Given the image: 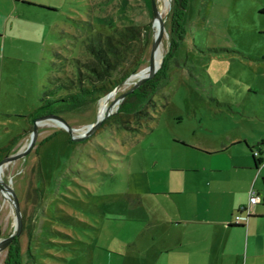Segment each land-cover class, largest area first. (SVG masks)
<instances>
[{
    "label": "rangeland",
    "instance_id": "rangeland-1",
    "mask_svg": "<svg viewBox=\"0 0 264 264\" xmlns=\"http://www.w3.org/2000/svg\"><path fill=\"white\" fill-rule=\"evenodd\" d=\"M171 5L161 14V66L171 43ZM263 8L264 0H187L182 38L166 60L168 79L153 97V121L128 130L99 127L75 144L58 124L39 126L33 149L9 163L2 178L15 192L23 229L32 224L30 237L23 229L17 237L21 264L27 249L28 264H162L161 253L180 234L167 215L174 197L160 194L174 186L168 177L241 189L246 176L230 167L244 166L245 152L226 141L244 138L254 146L264 138ZM0 22V147L23 134L9 155L28 144L33 125L25 117L52 88L48 78L74 80L75 62H87L88 36L138 27L145 42L137 72L151 62V0H0ZM137 81L119 85L105 114ZM98 102L60 116L75 136L95 121ZM14 223L0 193V238Z\"/></svg>",
    "mask_w": 264,
    "mask_h": 264
},
{
    "label": "trees",
    "instance_id": "trees-1",
    "mask_svg": "<svg viewBox=\"0 0 264 264\" xmlns=\"http://www.w3.org/2000/svg\"><path fill=\"white\" fill-rule=\"evenodd\" d=\"M187 0H172L170 9L171 19V43L164 57L161 68L143 84L131 88L119 105L117 111L107 117L100 128L118 126L120 129H131L132 124H147L155 118L154 95L165 85L167 78L166 60L176 47L177 39L182 38L180 21L185 11ZM259 14L264 15V8ZM138 27L130 26L122 30H116L113 34H92L87 37L84 51L88 60L81 65L75 62V79L61 81L59 78H48L52 87L43 92L40 105L31 111L25 118L32 124L34 120L46 115H66L86 111L96 104L101 98L114 91L124 83L126 78L138 71L144 54L145 37ZM141 43L143 45L141 46ZM139 44L138 47L136 45ZM264 61V56L262 57ZM55 65H52L54 70ZM61 81V82H60ZM99 128V129H100ZM58 133L46 137L36 146V154L39 148L48 143ZM23 134L11 138L7 144L0 148V161L9 155L15 144ZM69 143H73L69 139ZM252 150V149H251ZM259 164V161H256ZM38 179H41L39 162L37 164ZM43 192V191H42ZM32 224L24 225V229L31 236ZM25 256L27 264L33 257L29 249ZM21 253L18 238L6 249L4 264H21Z\"/></svg>",
    "mask_w": 264,
    "mask_h": 264
},
{
    "label": "crops",
    "instance_id": "crops-1",
    "mask_svg": "<svg viewBox=\"0 0 264 264\" xmlns=\"http://www.w3.org/2000/svg\"><path fill=\"white\" fill-rule=\"evenodd\" d=\"M226 143L241 146L245 152L247 163L230 167L231 172L246 176L244 185L235 190L219 183L205 185L195 181L188 185L186 178L179 181L168 177L171 181L174 179V186L167 184L160 194L174 197L166 207H173L174 213L167 215L170 227H175L180 234L161 253L162 264H264V138L254 146L244 138L230 139ZM255 148L261 150L257 158L252 154ZM214 154L218 152L207 151L206 156ZM236 156L239 157L233 155V158ZM216 173L218 171L211 174ZM206 178L216 180L212 176ZM250 189L260 195L262 202L252 208L247 222L235 225L233 217L245 206Z\"/></svg>",
    "mask_w": 264,
    "mask_h": 264
},
{
    "label": "water",
    "instance_id": "water-1",
    "mask_svg": "<svg viewBox=\"0 0 264 264\" xmlns=\"http://www.w3.org/2000/svg\"><path fill=\"white\" fill-rule=\"evenodd\" d=\"M151 3H152L153 18H154L153 31H152L151 62H150L149 67L146 68V70L135 72L131 74L130 76H128V78H126L124 82L129 81L132 77L138 76L139 79L134 87H137L143 84L145 81H147L152 75L157 73V71L160 69V66H161L155 63V44H156L155 42L164 32V21L160 18V14L158 11V7L155 3V0H151ZM155 21H157V27H155L156 26ZM144 71H147V72L143 74ZM118 87L111 93L104 96L103 98H107L110 95L114 94L116 90L118 89ZM126 95H127V92L123 93L110 106L109 110L107 111L105 115H103L102 117L97 116L95 121L92 124H89L86 127V131L80 136H75L74 130L67 124V122L63 118H61L58 115H46V116L37 118L36 120L32 122L33 129L30 134L29 142L25 146V148L21 151L16 152L15 154L5 156L2 159V161H0V167H2L5 164H9L11 162H14V161H17L19 159L26 157L30 153V151L33 149V147L35 146L37 136H38L39 126L45 122H53L61 126L70 136L71 141L78 143V142H81L87 139L101 126V124L107 117H109L110 115L114 114L117 111L119 104L125 98ZM0 193L4 194L7 197V199L10 201L11 207L14 212V219H15L14 228H13L12 233H10L5 238H0V252H2L6 248H8V246H10L11 243L21 234L22 229H23V221H22V215H21V211L19 208V204H18L17 197L15 195V192L13 188L10 186V182L6 183L2 178H0Z\"/></svg>",
    "mask_w": 264,
    "mask_h": 264
},
{
    "label": "bare ground",
    "instance_id": "bare-ground-1",
    "mask_svg": "<svg viewBox=\"0 0 264 264\" xmlns=\"http://www.w3.org/2000/svg\"><path fill=\"white\" fill-rule=\"evenodd\" d=\"M167 2L168 0H162L161 3L159 4V7H158V11H159V14H160V18H161V14H162V11L166 8V5H167ZM156 23V26L157 27V21H155ZM155 63L157 65H161V62H162V57H163V51H162V35L156 40L155 42ZM157 51V53H156ZM146 70V69H145ZM147 71H144V73H146ZM138 76H135V77H132L128 82H133L135 80H138ZM117 92H115L114 94L110 95L109 97L107 98H103V99H100L99 102H98V108H97V116L98 117H102L103 115H105V111H106V108H107V104H108V101L111 97H113ZM25 148V146L21 149L23 150ZM20 150V151H21ZM8 164H5L3 165L2 167H0V178H3V171L4 169L7 167ZM4 201H7V197L4 195V194H1Z\"/></svg>",
    "mask_w": 264,
    "mask_h": 264
},
{
    "label": "built area",
    "instance_id": "built-area-1",
    "mask_svg": "<svg viewBox=\"0 0 264 264\" xmlns=\"http://www.w3.org/2000/svg\"><path fill=\"white\" fill-rule=\"evenodd\" d=\"M252 154L255 158H257L258 156H260L261 150L255 148V149H253ZM261 202H262V199H261L260 195L254 189H250L248 192V203H247V205L239 208L238 213L233 217L232 222L235 225H240V224H244L245 222H247V220L251 214L252 208L257 204H260Z\"/></svg>",
    "mask_w": 264,
    "mask_h": 264
}]
</instances>
